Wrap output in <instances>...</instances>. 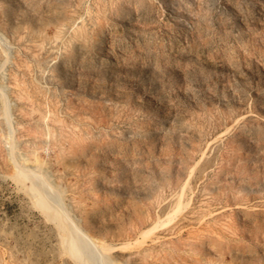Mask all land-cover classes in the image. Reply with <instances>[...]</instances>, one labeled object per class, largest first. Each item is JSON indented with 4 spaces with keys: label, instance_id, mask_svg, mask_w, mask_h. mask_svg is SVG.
I'll use <instances>...</instances> for the list:
<instances>
[{
    "label": "rangeland",
    "instance_id": "rangeland-1",
    "mask_svg": "<svg viewBox=\"0 0 264 264\" xmlns=\"http://www.w3.org/2000/svg\"><path fill=\"white\" fill-rule=\"evenodd\" d=\"M71 245L264 264V0H0V264Z\"/></svg>",
    "mask_w": 264,
    "mask_h": 264
},
{
    "label": "bare ground",
    "instance_id": "bare-ground-1",
    "mask_svg": "<svg viewBox=\"0 0 264 264\" xmlns=\"http://www.w3.org/2000/svg\"><path fill=\"white\" fill-rule=\"evenodd\" d=\"M102 41L103 40H100V43H98V48L102 45V43H103ZM70 248L72 249L73 253H75V254H76V251H77L80 264H92L91 262H88V260H87V258H86V256H85L83 251L75 250L74 246H72V245L70 246Z\"/></svg>",
    "mask_w": 264,
    "mask_h": 264
}]
</instances>
